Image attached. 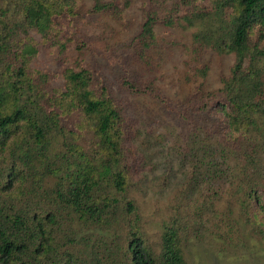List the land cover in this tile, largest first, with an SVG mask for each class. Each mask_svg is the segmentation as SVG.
<instances>
[{"label":"trees","instance_id":"1","mask_svg":"<svg viewBox=\"0 0 264 264\" xmlns=\"http://www.w3.org/2000/svg\"><path fill=\"white\" fill-rule=\"evenodd\" d=\"M15 1L12 7L11 0H0V166L5 165L0 196L18 193L38 202L37 210H30L31 201L30 209L12 210L0 200V264H187L176 223L165 227L157 254L146 243L136 204L128 199L132 167L126 146L132 145L135 123L125 104L82 59L75 66L65 64L56 76L35 64L40 42L51 47L60 31L66 51L77 37L69 29L75 20L120 15L129 0H93L84 17L68 0ZM210 5L206 17L216 18L218 26L193 36L187 77L203 78L195 89L196 101L203 102L199 108L215 104L225 117L227 141L233 133L240 145L253 133L264 136V0H211ZM172 23L173 16L158 12L145 16L135 38L141 67L152 66L146 55L157 42L156 26ZM210 52L235 57L221 88L212 92L210 65L202 59ZM58 77L62 82L55 85ZM124 85L136 96L146 92L135 80L125 79ZM145 88H156L155 79H146ZM85 130L94 140L88 149L77 142ZM59 136L66 151L56 157V182L47 184L38 167L48 162ZM253 187L249 197L264 218V184Z\"/></svg>","mask_w":264,"mask_h":264},{"label":"rangeland","instance_id":"2","mask_svg":"<svg viewBox=\"0 0 264 264\" xmlns=\"http://www.w3.org/2000/svg\"><path fill=\"white\" fill-rule=\"evenodd\" d=\"M11 2L14 7L16 1ZM210 3L129 0L120 15L90 14L86 23L75 20L69 29L77 37L66 51L60 31L51 47V42H40L35 64L46 65L56 76L65 64L75 66L82 59L127 107L135 123L132 145L126 146L132 167L128 199L136 204L146 243L157 254L165 227L176 223L187 264H264V218L249 197L250 188L264 184V136L253 133L238 145L231 133L232 140L227 141L223 113L215 104L201 111L203 102L195 99L196 86L203 78L199 74L187 77L193 36L210 33L218 26L216 18L206 17ZM67 4L84 17L93 0H68ZM149 12L164 18L173 16V23L156 26L157 42L146 55L152 66L147 68L139 63L141 48L135 38ZM35 39L40 41L38 36ZM202 59L210 65L209 91L220 89L222 76L228 75L234 64V55L210 52ZM148 78L155 79L156 88H145ZM125 79L137 81L146 92L136 96L124 85ZM61 82L58 77L53 83ZM63 125L70 129L68 123ZM261 126L264 134V118ZM64 141L57 137L48 162L38 167L47 184L57 180L56 157L66 151ZM93 141L86 130L77 139L86 149ZM4 169L1 162L0 173ZM0 200L12 210L30 209L27 205L31 201L30 210H37L38 201L33 196L2 193Z\"/></svg>","mask_w":264,"mask_h":264}]
</instances>
